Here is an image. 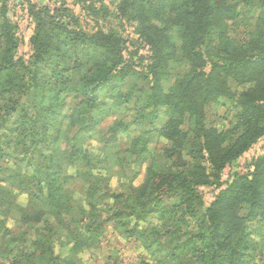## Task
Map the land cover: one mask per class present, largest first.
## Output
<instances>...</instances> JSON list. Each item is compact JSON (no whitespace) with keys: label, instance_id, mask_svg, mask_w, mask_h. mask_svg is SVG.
I'll use <instances>...</instances> for the list:
<instances>
[{"label":"trees","instance_id":"16d2710c","mask_svg":"<svg viewBox=\"0 0 264 264\" xmlns=\"http://www.w3.org/2000/svg\"><path fill=\"white\" fill-rule=\"evenodd\" d=\"M255 1L122 0L119 13L133 14L138 38L148 48L149 54L139 58L147 61L141 72L125 58V53L138 57L140 52H129L130 38L102 30L88 35L76 28L75 16L67 21L69 16L48 8L32 13L36 25L25 62L17 57L18 28L4 22L0 130L20 133L24 150L33 148L47 162L40 183L25 174L21 178L29 182L18 185L40 210H18L20 224L10 236L33 242L24 247L9 237L0 245L4 264H77L76 252L93 256L104 251L106 224L148 251L153 248L149 241L186 236L191 224L206 229L192 235L199 242L189 240L186 253L163 244L161 260L140 264H264V152L254 158L249 173L222 181L226 168L264 139V0L252 15L239 13ZM65 41L75 48L86 42V55L96 51L76 87L59 80L53 69L55 60L65 57ZM131 74L133 81L139 77L144 83H131ZM224 99L235 108L230 120L223 119L226 125L216 112ZM97 103L114 113H130L125 126L134 141L131 158L119 159V170L97 162L108 178L120 176L117 183L130 179L106 190L94 180L92 159L73 142L91 131L96 118L88 125V117ZM61 112L70 136L65 151L56 144L62 138V119L55 123ZM157 135L164 140L165 168L157 170L151 163L142 184L134 187L131 161L145 162L147 141ZM67 162L73 170L65 169ZM21 172L20 167L12 171L14 180ZM56 180L60 184L50 198L43 185ZM211 186L220 192L206 206L201 188ZM66 189L68 196H61Z\"/></svg>","mask_w":264,"mask_h":264},{"label":"rangeland","instance_id":"374dc122","mask_svg":"<svg viewBox=\"0 0 264 264\" xmlns=\"http://www.w3.org/2000/svg\"><path fill=\"white\" fill-rule=\"evenodd\" d=\"M249 3L250 0H244ZM122 0H0V28L3 26L4 22L7 20L11 22L13 26L18 28L17 37L19 40V48L17 52L18 59H24L25 62L29 59L31 53L30 38L32 37L35 30V20L32 15L33 11L37 8H48L52 12L61 11L62 17H66L68 21L72 16L78 19V27L83 30L88 35H92L100 30L105 33L114 32L121 34L125 38H130V41L134 44L129 47V52L139 49L138 57H130L125 53L126 60L133 66V70L141 72V64L144 63L139 61L140 56H146L149 54L148 48L143 44L136 33V28L138 23L133 20V14L131 12L126 15L119 13V6ZM67 4L64 6L63 4ZM259 0L250 6H244L239 12L244 15H252L259 8ZM65 9H69L68 12L64 13ZM53 14H57L56 12ZM63 42V39L62 41ZM132 45V44H130ZM88 44L86 42L80 43L76 48L74 45L65 41V49L63 59L55 60L56 74L59 80L69 81L68 87H76L82 76H85L92 67L93 59L92 56L96 55V51L92 49L90 51L91 55H86L85 50L88 49ZM29 56V57H28ZM59 64V66H57ZM33 67V66H32ZM35 69V66L33 67ZM60 73V74H59ZM134 74H131L128 80L137 85L141 84L139 81L143 82L142 79L135 78L133 81ZM121 81V80H120ZM52 84V83H51ZM51 89L49 86L47 90ZM77 93H73L76 96ZM51 97L49 94L48 101ZM77 96L76 100H81ZM106 103H110L106 100ZM96 109L92 110V114L88 117V125L90 124L91 118L95 117V124L92 123L91 131L88 132L84 137H77L80 142H75L77 148H81L84 153L92 159V165L98 164L97 162H102L105 166H111L114 170H119V159L127 160L130 156L133 148L134 141L129 137V132L125 123L130 120L129 112H118L117 110L111 112L105 106H100L97 104ZM110 105V104H109ZM65 111L68 110L65 108ZM235 108L229 99H224L221 101L219 108H217V116L221 118L223 125H226L227 121L224 118L232 117ZM117 112V113H116ZM63 113L61 112L56 115L55 123L58 124L60 118L62 119ZM66 119H62L59 127L61 128V139L56 142L57 146L61 151L67 150V142L70 136H66V130L68 127ZM82 125L77 124V129L81 128ZM81 139H84L81 142ZM151 139V138H149ZM147 148L149 149V156H147L145 162H140L136 158L135 162L131 161L132 167L131 179L133 180V186H140L144 180L145 171L148 166L152 163L157 170H164L165 161L161 157L162 148L164 145V140L162 135H157L151 140L147 141ZM25 140L24 136L15 131L0 130V245L3 244L10 236L12 231L20 224V211L18 210H28L29 212H39L37 206L32 205V199L27 195V192L23 193L22 189L18 187L19 184L24 182L28 183L29 179L21 178L25 174L35 177L38 182L40 180V171L47 166V162L41 157V153L34 151L33 148L26 152L24 150ZM264 152V139L257 143L251 151H249L243 158L235 162L232 166L226 168L223 173L222 181H229L235 174H246L249 173L250 164ZM129 157L128 159H130ZM24 160L23 162H18V160ZM154 159V160H153ZM153 160V161H152ZM128 161V160H127ZM130 161V160H129ZM130 163V162H129ZM65 169L73 170V165L68 162L65 164ZM101 165V163H100ZM70 166V167H69ZM22 171L21 175L16 177L12 176V171L19 168ZM101 167V166H100ZM251 171V170H250ZM94 180L101 186L102 190L108 189L110 186L112 188L130 182L122 181L120 184L116 180L120 176L115 178H108L107 173L101 172V168L96 167L94 172ZM21 181V182H20ZM15 182V183H14ZM45 183V182H44ZM60 181L56 180L54 183L51 181L43 185V192L49 196L53 197L54 191ZM129 184V183H128ZM27 186V184H26ZM110 187V188H111ZM217 186L203 187L201 192L204 197L206 206L214 201L217 194L220 192ZM39 192V191H38ZM68 189H66L61 196H68ZM17 208V209H16ZM56 208L49 207V211L53 212ZM182 216V213L178 212V218ZM104 217V216H103ZM107 215L104 217L106 218ZM133 225H129L131 227ZM206 233V229H198L194 224H191L189 231L186 236L174 237V238H161L155 241H149L148 245L152 246V250L148 251L144 248L139 240L134 237H127L122 231L116 230L112 225L105 226V233L103 237V248L104 251L98 252L95 255L89 254H76L77 264H140L143 260H161L164 256L160 253V245H168L171 247V251L176 253H186L184 250V245L187 244L189 240H193L198 244L197 238H192V235L196 237L199 234ZM14 242H18L24 247H28L33 239H26L21 237L20 234L11 237ZM200 248V247H199ZM188 255H191L188 253ZM200 254H197V257ZM4 256L0 255V264H4Z\"/></svg>","mask_w":264,"mask_h":264}]
</instances>
